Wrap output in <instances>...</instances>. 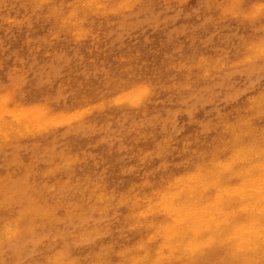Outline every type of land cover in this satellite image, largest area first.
I'll return each mask as SVG.
<instances>
[{
	"label": "rangeland",
	"instance_id": "374dc122",
	"mask_svg": "<svg viewBox=\"0 0 264 264\" xmlns=\"http://www.w3.org/2000/svg\"><path fill=\"white\" fill-rule=\"evenodd\" d=\"M13 1V6L12 0L0 3V96L8 95V111L36 105L58 115L53 116L55 125L47 127L49 133L24 129L16 133L5 127L0 135V226L18 223L15 239L0 243V264H47V257L64 251L74 264L117 263L116 254L139 242L142 234L124 222L130 215L127 206L91 208V199L83 200L78 194L81 180L87 178L90 187L99 184L107 195L126 194L132 188L133 193L149 194L172 177L191 171L213 148L220 149L225 144L222 126L249 121L253 130L263 129L264 119L252 116L247 100L264 94V56H249L251 43L264 42V15L256 19L223 15L216 0H183V4L137 0L134 7L112 14L86 15L83 27H89L91 34L79 40L50 27L54 23L46 14V4L37 10L30 1ZM74 1L78 0H66L65 6ZM258 3L264 0H244L243 9L249 12ZM245 49L247 53L241 51ZM220 57L226 63L214 71L204 73L197 64ZM143 83L154 87L144 106L109 103ZM54 206L57 214L52 215ZM83 233L88 234L84 239ZM208 258L204 255L193 264H218L216 258Z\"/></svg>",
	"mask_w": 264,
	"mask_h": 264
},
{
	"label": "bare ground",
	"instance_id": "6f19581e",
	"mask_svg": "<svg viewBox=\"0 0 264 264\" xmlns=\"http://www.w3.org/2000/svg\"><path fill=\"white\" fill-rule=\"evenodd\" d=\"M3 1H5V0H3ZM19 1H18V4H20ZM27 1H30L29 3L32 4L34 9L35 8L37 9L38 7H41L45 4L47 6H49V8L46 11V14L53 18L52 21L54 23V25L50 26V27L57 26V30L60 28L62 30V32L65 31V32L71 34L72 36H75L79 40L86 38L87 35L89 37V35L91 34L90 29H88L89 27L85 28L86 30L83 27L85 22H86V18H87L86 15L94 14V15H99V16L101 15L102 16V15H106V14H110V13L112 14L113 12L115 13V11H118L120 9L123 10L127 6H133L134 4L137 3V0H78V1L72 2L71 4L68 3L67 7H66L65 6V3H67L66 0H61L60 3L58 0L57 3H59V4H57L55 6L53 5L54 7H52L51 5L54 4V3H52L54 0H27ZM164 1L170 2V3H171V1H180V2L182 1L181 3L183 4V0H164ZM243 1L244 0H216V2H218V5H220V9L222 10L223 15H231V17L242 16L243 18L244 17H251L252 19L253 18L256 19V18H259L260 16L264 15V4H260V3L255 4L250 8L249 12H246V10L243 9V5H242ZM12 2H13V4L11 6L14 5L13 0H12ZM192 2H194V1H192ZM0 3H1V0H0ZM2 3L5 4L4 2H2ZM22 3H23V0H22ZM8 4H11V3H8ZM31 4H28V6ZM251 4H253V2ZM6 5H7V2H6ZM6 5H4V6H6ZM218 5H217V7H218ZM247 7L249 8V5ZM6 9H8V7ZM23 9H25V7L22 8V10ZM26 11H29V10H26ZM24 12H23V14H24ZM34 13H36V12H34ZM243 13H246V14H243ZM5 14L7 15V13H5ZM1 15H0V17H1ZM36 15H38V14H36ZM4 16L5 15L3 14V18H4ZM21 16H20V18H21ZM32 17H34V16H32ZM237 17H233V18H237ZM6 18H8V17H6ZM25 19H26V17H25ZM15 20L13 19V21H15ZM34 20H37V19H34ZM216 20H219V19H216ZM52 21H50V22H52ZM23 22L24 21H22V22L19 21L17 23L22 24ZM212 23H213V21H212ZM7 24H8V22H7ZM28 24L29 23H27V25ZM36 24H37V22H35V25ZM49 25H50V23H49ZM49 25H48V28H49ZM16 26L14 25V27H16ZM60 29H59V31H60ZM249 30H250V28H249ZM56 31L54 33H56ZM47 33H48V31H47ZM252 33H253V31H252ZM44 35H47V34H44ZM68 36H70V35H68ZM47 37H48V35H47ZM88 37H87V39H88ZM245 39H244V42H245ZM24 40H25V38H24ZM38 41H41V40H38ZM251 41H254V40H250L249 42H251ZM28 42H26V43H28ZM90 45H92V44H90ZM52 51H53V49H52ZM241 51H246V53H247V49L241 50ZM87 52H88V50H87ZM249 52H250L249 56L254 57V58L259 57V59H260L261 56H264V42H262V41L256 42L255 41V42L251 43L249 46ZM242 53L243 52H241V54ZM47 54H49V53H47ZM127 58H128V55H127L126 59L124 58V60H127ZM205 60H200V62L197 63V64H199V66L202 67L204 73H207L208 71L216 69V68L219 69V67H221L222 65H224L226 63L224 59H223L224 61L221 59V57H220L219 61H213V60H210V61L206 60L205 61ZM120 61H121V59H120ZM12 62H14V61L12 60ZM193 62H195V61H193ZM172 63H171V65H172ZM178 63H179V61H178ZM229 63H230V61H229ZM174 64H176V63H174ZM240 64L242 65V63H240ZM20 65H21V63H20ZM190 65H189V67H190ZM167 68H165V69H167ZM224 68H226V67H224ZM14 70L16 71V69H14ZM18 70L19 69H17V71ZM120 70H118V71H120ZM185 73H187V72H185ZM259 74H260V72H259ZM187 75H188V73H187ZM255 77H253V78L255 79ZM185 78H186V76H185ZM67 81H68V78H67ZM183 81H184V79H183ZM144 83H143V85L140 84V86H138V84H137V85H135L136 87L131 88V90H129V91L127 90L124 93L120 92L122 94L115 97L114 99H111V101L109 103L110 104H116V105H123V106H127V107L129 106V107H133V108L142 107V105L145 103L146 99H148L151 96V94L153 93V89H151V88H154V87L149 88V86L148 87L144 86L145 85ZM171 83L174 86V83L173 82H171ZM176 86H177V84H176ZM177 88L178 87H176V89ZM6 89H8V88H6ZM158 89H160V88H158ZM168 90H169V88H168ZM5 92L6 91H3L2 93H5ZM174 93H175V91H174ZM5 94H3V95H5ZM7 96L6 95H5V97L0 96V97H2L0 99V135L1 134L3 135L4 132L2 130L5 127L7 128V130L11 129L12 132H16V133H19L20 130L24 129V130H27V133L33 132V134H38L40 132L49 133L48 131L55 125L56 119L53 120V118H54L53 116H57L58 114H51L49 112L50 110L48 111V109H46L45 106L43 108H36L35 107L36 105H34V106H19V107H15L11 111H8L6 109V103H7L8 99L7 100L5 99ZM250 96H253V95H250ZM244 103H246V102H244ZM247 104H248V108H249L248 111H250L252 113L253 117L255 116L254 118L259 117V118L264 119V94H260L254 98L248 99ZM17 105H19V104H17ZM38 105H44V104L42 103V104H38ZM93 106L94 105H91V107H93ZM243 106H245V105H243ZM114 107H116V106H114ZM76 108H80V106L76 107ZM86 108H84V109H86ZM129 109H132V108H129ZM243 110L244 109H242V111ZM58 111H60V110H58ZM52 112L55 113L54 111H52ZM69 112H71V111H69ZM79 112H80V110H79ZM133 112H134V110H133ZM251 113H250V115H251ZM89 114H90V112H89ZM77 116H80V114H78ZM81 116H83V115H81ZM107 117H109V116H107ZM72 118H75V117H72ZM68 120H70V119H68ZM72 121H73V119H72ZM218 123H220V122H217V124ZM214 124H213V126H214ZM49 125L51 126V128H47ZM12 128H15V129H12ZM222 130H223V134L225 136V144L223 146L220 145L221 146L220 149H214L213 148L214 150L212 149L208 155L206 154V155H204V157L201 160L199 158L198 161L196 160L197 162L195 161L196 163H194L191 171H189L185 174L183 173V175L179 174L180 176H178V177H172L170 180H167V182H165L164 184L163 183L162 184L160 183L161 185L158 184V185H160V187H158L157 190H153L154 192H151L149 194H145V193L140 194V193H135V192L133 193L134 188H132L126 194L118 195L116 193L117 196L116 195L115 196L109 195V194L107 195L106 189H103L101 186H99L98 183H97L98 184L97 186L90 187L91 185L87 186V178H84L81 180L83 182V183H81L82 188L79 189L78 194L81 196V198L83 197V200H84V198H87V197L91 199V201H92V207L91 208H93V206H94V207H97L98 211H102V210H105V209H107L109 207H113V206H114V208L118 207L120 205H125V208L127 206V208L129 209L128 212H130V215L124 218V222L128 223L127 225L129 227L136 229L137 231H139V233L142 234V238L140 237L141 239L140 240L138 239L139 242H137L135 244V242L133 241L134 242L133 246H131V247L128 246V248L127 247L123 248L116 254L118 261L116 260L117 263H114V264H193V263H195V261H197L200 257H202L204 255H206L207 259H209L208 258L209 256L216 258V261L218 264H264V127L261 130H253L250 126L249 121H248V122H244L243 125H239V124L238 125H232V124L224 125V126H222ZM80 132H82V131H80ZM133 135H134V133H133ZM47 136H50V135H47ZM42 137H43V134H42ZM51 137H52V135H51ZM4 138H7V136L5 135ZM223 141H224V139H223ZM12 143H14V142H12ZM219 143H221V142H219ZM43 144H45V143H43ZM215 147H217V146H215ZM218 148H219V146H218ZM133 149H134V146H133ZM187 150H189V149H187ZM141 151H142V148H141ZM143 151H145V150H143ZM138 154H140V153H138ZM77 158H79V157H77ZM55 160H57V159H55ZM182 160H183V158H182ZM74 167H76V166H74ZM34 168H36V167H34ZM69 168H70V166H69ZM19 169L21 170V168H19ZM19 169H18V171H19ZM64 169H62V170H64ZM103 169H105V168H103ZM38 170H39V168H38ZM105 171H103V172H105ZM18 174H19V172H18ZM38 175H39V173H38ZM92 177H94V176H92ZM48 178H49V181H51L50 180L51 178L50 177H48ZM81 178H83V177H81ZM72 179H73V177H72ZM49 181H48V183H49ZM139 182L137 184H139ZM143 183H145V182H143ZM57 184H58V182H57ZM140 184H142V183H140ZM131 185H132V183H131ZM147 185H148V183H147ZM79 186H78V188H79ZM43 191H44V189H43ZM71 195H73V194H71ZM52 202H54V201L52 200ZM56 203L58 204L57 201H56ZM29 205H31V204H29ZM59 207L57 206V208H59ZM71 209H73V208H71ZM71 209H68V210L70 211ZM43 210H45V209H43ZM43 210H41V211H43ZM55 210L56 209L54 206L51 209L52 213H50V214L55 215V213H56ZM26 211H28V210H26ZM23 212H25V211H23ZM44 212H42V213H44ZM39 213H41V212H39ZM104 213H102V214H104ZM41 214L38 216H41ZM32 215H33V213H32ZM26 217L31 218L28 215H23V218H26ZM41 218H43V217H41ZM11 219H9V220H11ZM70 219H71V217H70ZM45 220L48 221L47 218ZM121 223H122V221H121ZM25 227H27V226H25ZM17 228H18V223L16 221L8 222L4 225H1L0 226V243L8 244V243L12 242L16 237ZM125 230H127V229H125ZM76 232H78V231H76ZM73 234H76V233H73ZM23 235H24V233H23ZM54 236H56V235H54ZM86 236H88V234L83 233V235H81L80 238L84 239ZM63 246H67V245H63ZM35 247H37V246H35ZM61 251H63V249H61L60 252ZM8 253H10V252H8ZM49 256H50V254H49ZM6 257H8V256H6ZM76 257H78V256H76ZM43 259H45V258H43ZM80 259H81V257H80ZM6 261H7V259H6ZM45 261L47 264H74L75 263V261L67 259L66 251H64L60 254L54 255V256L47 257L45 259ZM97 261H94V263ZM26 263H28V262H26ZM90 263H92V262H90ZM96 264H111V263H108V261L107 262L102 261V262L96 263ZM211 264H213V262Z\"/></svg>",
	"mask_w": 264,
	"mask_h": 264
}]
</instances>
